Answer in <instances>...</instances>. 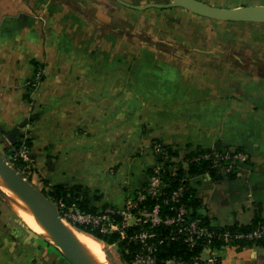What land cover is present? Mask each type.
I'll return each instance as SVG.
<instances>
[{
	"label": "crops",
	"instance_id": "crops-1",
	"mask_svg": "<svg viewBox=\"0 0 264 264\" xmlns=\"http://www.w3.org/2000/svg\"><path fill=\"white\" fill-rule=\"evenodd\" d=\"M134 10L117 0H0V151L28 139L31 183L78 186L76 198L100 210L123 206L145 184L154 140L241 148L242 177H194L198 212L213 225L264 219V63L256 65L264 50L239 47L231 34L264 38V23L175 6L164 10L187 13L191 30L175 29L173 16L170 25L159 19L166 33L144 34L128 31ZM161 48L173 54L161 58ZM37 69L42 79L29 89ZM219 261L264 264V247L227 245ZM0 264L44 263L7 253Z\"/></svg>",
	"mask_w": 264,
	"mask_h": 264
},
{
	"label": "trees",
	"instance_id": "trees-1",
	"mask_svg": "<svg viewBox=\"0 0 264 264\" xmlns=\"http://www.w3.org/2000/svg\"><path fill=\"white\" fill-rule=\"evenodd\" d=\"M150 8L158 11L163 10V8ZM146 9L134 11L144 12ZM37 71L38 69L35 73ZM41 79L42 75H40L39 81H41ZM27 85L29 89L34 88H32L31 83H28ZM25 141L29 145V140L25 139ZM153 142L161 141L154 140ZM18 144L19 141L14 143V145ZM163 145L168 150L171 157H177L179 152L177 149H173L172 146L164 143ZM227 148L228 147L224 145L216 144L211 149L201 147H193V149L189 150L185 149L181 160L177 163H172L176 166V169L173 172L168 170V165L171 163L166 162L163 164L161 178L164 184L163 190L166 192V195H162L158 198L147 196L145 199L138 202V206L140 208H151L155 203H159L161 213L165 215L174 214L176 208L180 204H183L188 209L185 221L199 218V225L207 228V230L212 233L210 237H201L199 239H195L193 237L191 241H188L187 236L177 231V224L165 225L161 223L152 227L148 226V224L132 225L125 228L124 237H121L118 232H101L97 226L93 225L74 224L73 226L96 237L97 239L102 240L106 244H114L120 259L125 264H133V259L142 248V244L134 238V235L141 229L148 231L147 244L151 245V254L156 259L155 264H165V260L169 258H175L183 261H193L202 253L204 247H208L214 251V253L217 254L218 259H220L221 249L227 245H234L237 248L244 246L264 247V235L249 236L254 230L264 225V219L260 217L259 212H257L255 218L248 224H238L234 222L226 225H213L207 216H203L198 212L200 201L197 197H195L190 179L204 173H208L212 178L221 176L234 177V173H220L218 168L213 166L211 160H191L190 158L200 152H211L212 150L223 153ZM154 159L156 162L161 160L159 156H154ZM19 163L22 162L20 161ZM184 163H186V166ZM222 164L227 165L224 161H222ZM150 172L151 169L148 170V174ZM178 186H183L184 188L183 194L180 196V201L172 202L168 199L167 202H164L165 198L169 196V193ZM79 190L80 187L78 186L54 185L51 187L48 195L51 197L52 201L63 203L65 207L76 206L80 210L87 212L99 211L97 208L92 206L86 198L81 200L76 198V193ZM133 194L134 193L131 195Z\"/></svg>",
	"mask_w": 264,
	"mask_h": 264
},
{
	"label": "built area",
	"instance_id": "built-area-1",
	"mask_svg": "<svg viewBox=\"0 0 264 264\" xmlns=\"http://www.w3.org/2000/svg\"><path fill=\"white\" fill-rule=\"evenodd\" d=\"M41 71L38 70L31 81L32 87L39 85V77ZM151 150L153 156H159L160 161L154 163L151 167V172L147 175L145 184L139 189L134 191L133 195H130L125 204L120 207L108 206L100 209L97 212H87L80 210L76 206L65 207L60 203L61 209L59 210L63 219L69 220L73 224L93 225L97 226L101 232L104 233H120L121 237H124L125 228L132 225L148 224L152 227L161 223L165 225L177 224V231L185 236L187 240L191 241L194 237L199 239L201 237H210L212 233L207 228L200 226L199 218L185 221V216L188 213V209L180 204L174 214L165 215L161 213L159 203H155L151 208L139 207L138 202L145 199L147 196L158 198L162 195H166L163 190L164 184L161 178V171L163 164L171 160L168 150L161 142H152ZM29 145L26 143L25 138L19 140V144L14 147L12 159L14 161L25 162L28 160ZM191 160H211L214 167L217 168L219 164L222 167L220 171L223 173H234V177H242L245 174V167L249 162V154L243 149L236 147H228L223 153H219L215 150L211 152H200L190 158ZM222 161L227 165L222 164ZM218 169V170H219ZM183 186L174 188L164 202L169 199L172 202H179L180 196L183 194ZM264 235V225L254 230L249 236ZM147 230H140L134 238L142 244L141 250L136 254L133 259V264H155V257L151 254V245L147 244ZM203 257H205L203 259ZM213 260L218 261L216 254L208 247H204L202 253L193 261H183L175 258H169L165 260V264H205L211 263Z\"/></svg>",
	"mask_w": 264,
	"mask_h": 264
},
{
	"label": "rangeland",
	"instance_id": "rangeland-1",
	"mask_svg": "<svg viewBox=\"0 0 264 264\" xmlns=\"http://www.w3.org/2000/svg\"><path fill=\"white\" fill-rule=\"evenodd\" d=\"M168 0H153V2H162L165 3ZM205 2H208L212 5L216 6H230L233 4H244V5H253V4H264V0H203ZM128 31H134V32H142L146 34L147 32H167V28L164 26H159V19L164 20V18H168V21L166 22L167 24H173L174 18L173 16L180 20V23L178 25H174L175 29L178 30H191L193 28V23L189 22V20L186 18L185 15L183 14L185 12L177 13L175 12H170L168 10H161L158 11L156 9H150L147 12H128ZM184 15V17H183ZM159 23V24H158ZM180 27V29L178 27ZM170 27V26H169ZM165 28V29H164ZM171 30V29H170ZM174 30V29H172ZM222 30L221 27H217L216 31ZM225 30V29H224ZM233 29L231 28V31ZM231 34H234L233 36V42L238 44L239 47H248V46H254L256 50L263 49L264 50V38L262 36L256 37L257 34H248L245 30H240L238 31H233ZM175 48H181L177 42L174 44ZM178 52V51H177ZM180 53V52H179ZM182 53V52H181ZM160 56L163 54L165 55H172L173 52H170L168 50H164L161 48L160 51ZM264 53L260 55L262 59H264ZM257 60L256 65H260L264 63V60ZM259 67H257V71H259ZM19 141V140H18ZM17 141V142H18ZM16 145H8V147L5 150H1L0 152L5 156L7 161L15 167L19 172H21L26 178H28L30 181H34L36 178L34 176V171H33V164L32 161L28 155V160L25 161L24 163H19L20 161H14L12 159L13 155V150ZM152 148V147H151ZM173 149H177L178 155L177 157H173L171 160H169L167 163H171L168 165V170L170 172H173L176 169L175 164L172 163H177L178 161L181 160L185 149H193V147H172ZM234 148V147H231ZM248 153V152H247ZM154 157V156H153ZM156 160L154 161V163ZM186 166V163H184ZM221 164L217 166L219 169ZM218 171L220 173H223V171ZM195 177V176H194ZM194 177L190 179V182L192 183ZM35 184V182H33ZM37 188L41 186V191L49 197V199L52 201L51 197L48 195L50 190L45 187L44 185L40 184L39 187L35 184ZM54 205L60 210L61 205L60 203L54 202ZM63 204V203H62ZM64 222L69 225L74 227L73 223H71L67 219H63ZM76 228V227H75ZM103 241H101L102 243ZM51 243V244H49ZM104 243V242H103ZM114 252V257L115 259L119 262V264H125L119 257L117 251H116V246L114 244H107ZM12 254V255H17V254H23L32 257L35 260H42L44 264H70L67 259L64 257L62 252L52 243V241L47 240L46 238L38 235L34 231H32L30 228L26 226V224L10 209V207L5 203V201L2 199L0 196V256H3V254ZM64 257V258H62ZM217 257V254H216ZM205 257H203L204 259ZM218 261L213 260L211 263H205V264H220L219 259L217 258Z\"/></svg>",
	"mask_w": 264,
	"mask_h": 264
},
{
	"label": "water",
	"instance_id": "water-1",
	"mask_svg": "<svg viewBox=\"0 0 264 264\" xmlns=\"http://www.w3.org/2000/svg\"><path fill=\"white\" fill-rule=\"evenodd\" d=\"M117 1L127 7L138 10L150 7L165 9L176 6L186 9L195 15L219 21L264 23V4L222 7L212 5L203 0H168L165 3L151 1L140 5L122 0ZM0 177L23 199L36 215L51 236L52 243L62 252L70 264H94L85 248L70 233L59 209L47 195L13 167L1 152ZM110 262L111 264H119L116 259H112Z\"/></svg>",
	"mask_w": 264,
	"mask_h": 264
},
{
	"label": "bare ground",
	"instance_id": "bare-ground-1",
	"mask_svg": "<svg viewBox=\"0 0 264 264\" xmlns=\"http://www.w3.org/2000/svg\"><path fill=\"white\" fill-rule=\"evenodd\" d=\"M0 196L10 209L26 224L28 228L38 235L52 241L51 236L45 229L40 220L31 211L23 199L0 177ZM70 233L81 244L87 253L91 256L94 264H111L115 259L113 250L102 240L79 231L78 229L67 225Z\"/></svg>",
	"mask_w": 264,
	"mask_h": 264
}]
</instances>
